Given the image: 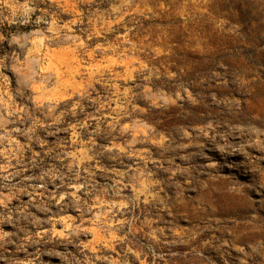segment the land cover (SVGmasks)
<instances>
[{
    "label": "rangeland",
    "instance_id": "1",
    "mask_svg": "<svg viewBox=\"0 0 264 264\" xmlns=\"http://www.w3.org/2000/svg\"><path fill=\"white\" fill-rule=\"evenodd\" d=\"M0 264H264V0H0Z\"/></svg>",
    "mask_w": 264,
    "mask_h": 264
}]
</instances>
